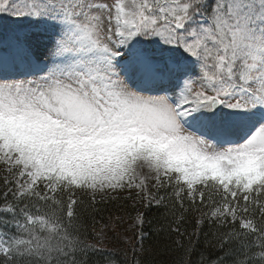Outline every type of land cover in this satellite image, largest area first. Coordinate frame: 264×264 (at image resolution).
<instances>
[{"label": "snow or ice", "instance_id": "obj_1", "mask_svg": "<svg viewBox=\"0 0 264 264\" xmlns=\"http://www.w3.org/2000/svg\"><path fill=\"white\" fill-rule=\"evenodd\" d=\"M0 19V264H117L107 231L123 218L86 242L77 205L94 214L125 188L145 210L174 201L165 239L209 209L173 241L176 264L205 216L223 252L210 264H264V0H0ZM144 223L125 264H142Z\"/></svg>", "mask_w": 264, "mask_h": 264}, {"label": "trees", "instance_id": "obj_2", "mask_svg": "<svg viewBox=\"0 0 264 264\" xmlns=\"http://www.w3.org/2000/svg\"><path fill=\"white\" fill-rule=\"evenodd\" d=\"M7 172L4 169L0 170V205L4 204V192L6 191L4 187V180ZM11 187V185H10ZM154 193L156 189H154ZM169 191H171L169 189ZM131 197V198H128ZM76 199H83L85 202L88 201V197L84 193L77 192ZM8 199L11 201L12 196L9 193ZM65 204L67 202V195L64 194L63 197ZM100 197L97 196V200L99 201ZM33 201L31 204H35ZM145 202H137L134 200L133 196L127 195H119L114 198H110L105 202H100L96 204V207L100 209V211L92 214L87 212H81V205H77V213L80 216V219L77 223L82 224L79 229L80 238L85 240L86 242L94 243V231L99 232L101 225L110 223V218L113 217H122L124 222L120 225L119 228L116 229L115 232L109 230L107 231L106 240L107 247L112 251L113 256L112 259L117 261V264H125V255L124 250L127 248L129 252V257H131V249L128 245L123 242V237L131 236L136 229H130L129 226L133 223L134 218L136 216L137 211L145 212V223L143 231L146 233V239L144 240V252H137V258L142 261V264H176L178 260L181 259L182 253L176 250V246L173 241L181 240L185 245H187V237L189 234L195 232L196 229V220L201 217L202 213H206L209 211L207 207L196 204V208H199L200 211H188L183 215V223L179 226L180 231L184 233L183 236L172 232L170 234V238L165 239V232H160L157 235V230L160 228H168L176 227L174 223L175 218L181 216V211H177L175 213V217L171 214L170 208L173 206L174 201H166L169 205L168 208H165L163 205L159 208L152 207L148 210L143 208V204ZM178 208V205H176ZM186 208H190L191 205L186 203ZM41 208L44 211H47V206L41 204ZM32 211L35 212V208H32ZM64 213L66 214V207L64 208ZM3 215V214H0ZM96 221L95 227H93V221ZM257 220L259 217L257 215ZM229 225L219 229V231H227ZM237 228H239V224H237ZM3 231H11L14 232L15 229L9 230L8 228H2ZM217 231L215 226L209 225L208 219L204 217V223L199 229V239L197 242L196 236H192V240L194 241V251L192 252L190 257H184V259L190 260V264H201V258L203 257V264H210L211 261L215 260L217 257L223 255V252L216 247L217 241L213 238V233ZM206 239L211 241V243H206ZM249 241L252 240V237H248ZM168 246V247H165ZM253 251H259L258 248H253ZM105 254H89V264H95L96 260H101Z\"/></svg>", "mask_w": 264, "mask_h": 264}, {"label": "rangeland", "instance_id": "obj_3", "mask_svg": "<svg viewBox=\"0 0 264 264\" xmlns=\"http://www.w3.org/2000/svg\"><path fill=\"white\" fill-rule=\"evenodd\" d=\"M7 23H9V21H7L5 19H0V24H7ZM4 167L5 166L3 164H0V170L4 169ZM143 174L148 175V173L146 171ZM2 175L6 176V174H2ZM152 183H153V181L149 180V188H148L149 193H154L153 187L151 186ZM136 192H137L136 189L129 190V189L125 188L122 192L112 193L111 196L112 197H116L119 195L133 196L134 200H136L137 202H145L142 198L143 194H141V196H137ZM97 196H99V195H97Z\"/></svg>", "mask_w": 264, "mask_h": 264}]
</instances>
